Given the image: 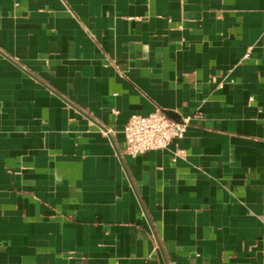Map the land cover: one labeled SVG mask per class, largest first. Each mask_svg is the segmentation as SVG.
I'll use <instances>...</instances> for the list:
<instances>
[{
	"label": "crops",
	"instance_id": "obj_1",
	"mask_svg": "<svg viewBox=\"0 0 264 264\" xmlns=\"http://www.w3.org/2000/svg\"><path fill=\"white\" fill-rule=\"evenodd\" d=\"M0 264H264V0H0Z\"/></svg>",
	"mask_w": 264,
	"mask_h": 264
},
{
	"label": "built area",
	"instance_id": "obj_2",
	"mask_svg": "<svg viewBox=\"0 0 264 264\" xmlns=\"http://www.w3.org/2000/svg\"><path fill=\"white\" fill-rule=\"evenodd\" d=\"M196 116L197 113H191L174 118L159 106L148 114L134 113L124 126L125 151L137 155L165 147L172 139L184 136Z\"/></svg>",
	"mask_w": 264,
	"mask_h": 264
},
{
	"label": "water",
	"instance_id": "obj_3",
	"mask_svg": "<svg viewBox=\"0 0 264 264\" xmlns=\"http://www.w3.org/2000/svg\"><path fill=\"white\" fill-rule=\"evenodd\" d=\"M171 117L180 118L174 111H166Z\"/></svg>",
	"mask_w": 264,
	"mask_h": 264
}]
</instances>
